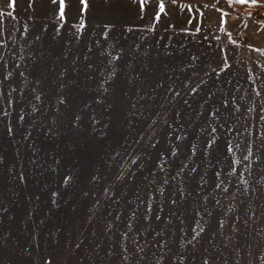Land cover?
<instances>
[{
	"label": "rangeland",
	"instance_id": "1",
	"mask_svg": "<svg viewBox=\"0 0 264 264\" xmlns=\"http://www.w3.org/2000/svg\"><path fill=\"white\" fill-rule=\"evenodd\" d=\"M0 264H264V0H0Z\"/></svg>",
	"mask_w": 264,
	"mask_h": 264
},
{
	"label": "snow or ice",
	"instance_id": "2",
	"mask_svg": "<svg viewBox=\"0 0 264 264\" xmlns=\"http://www.w3.org/2000/svg\"><path fill=\"white\" fill-rule=\"evenodd\" d=\"M62 2V0H61ZM232 0H229V3H231ZM236 3H239V4H246L249 2V0H235ZM257 3V0H251V4L255 5ZM161 11H163V5H161Z\"/></svg>",
	"mask_w": 264,
	"mask_h": 264
},
{
	"label": "built area",
	"instance_id": "3",
	"mask_svg": "<svg viewBox=\"0 0 264 264\" xmlns=\"http://www.w3.org/2000/svg\"><path fill=\"white\" fill-rule=\"evenodd\" d=\"M239 27V24H237V25H233V31H235L237 28Z\"/></svg>",
	"mask_w": 264,
	"mask_h": 264
}]
</instances>
